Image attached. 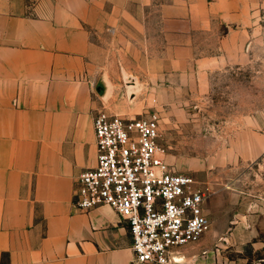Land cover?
I'll use <instances>...</instances> for the list:
<instances>
[{
	"label": "crops",
	"instance_id": "1",
	"mask_svg": "<svg viewBox=\"0 0 264 264\" xmlns=\"http://www.w3.org/2000/svg\"><path fill=\"white\" fill-rule=\"evenodd\" d=\"M238 2L0 0V264H155L134 259L128 225L111 207L72 204L76 177L96 161V52L106 53L108 31L128 36L132 48L142 31L145 66H153L148 23L157 19L162 74L206 85L223 62L218 50H226ZM220 26L227 30L219 34ZM198 34L216 37L214 56L199 54ZM98 62L101 78L106 55Z\"/></svg>",
	"mask_w": 264,
	"mask_h": 264
},
{
	"label": "rangeland",
	"instance_id": "2",
	"mask_svg": "<svg viewBox=\"0 0 264 264\" xmlns=\"http://www.w3.org/2000/svg\"><path fill=\"white\" fill-rule=\"evenodd\" d=\"M234 6L226 50H218L223 62L209 71L206 85L185 83L174 70L162 74L156 50L166 37L157 30V19L148 23L153 66H145L142 31L133 39L136 48L128 36L117 39L108 31L102 38L106 53L97 51L92 67L97 103L98 94L103 96L95 112L156 114L167 163L209 188V226L198 241L179 247L177 257H186L173 264H264V0H239ZM225 30L220 26L218 32ZM195 37L199 54L209 50L214 56L216 37ZM99 54L107 58L101 78Z\"/></svg>",
	"mask_w": 264,
	"mask_h": 264
},
{
	"label": "built area",
	"instance_id": "3",
	"mask_svg": "<svg viewBox=\"0 0 264 264\" xmlns=\"http://www.w3.org/2000/svg\"><path fill=\"white\" fill-rule=\"evenodd\" d=\"M92 127L96 161L76 177L73 206L111 207L128 225L137 262L177 263L179 247L198 241L209 226L208 186L167 163L156 114L99 109Z\"/></svg>",
	"mask_w": 264,
	"mask_h": 264
},
{
	"label": "bare ground",
	"instance_id": "4",
	"mask_svg": "<svg viewBox=\"0 0 264 264\" xmlns=\"http://www.w3.org/2000/svg\"><path fill=\"white\" fill-rule=\"evenodd\" d=\"M176 258H177L179 261L183 260L182 257H177V255L175 256V259H176Z\"/></svg>",
	"mask_w": 264,
	"mask_h": 264
}]
</instances>
